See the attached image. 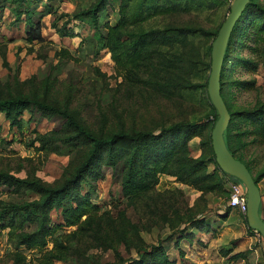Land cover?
Listing matches in <instances>:
<instances>
[{
	"label": "trees",
	"instance_id": "trees-1",
	"mask_svg": "<svg viewBox=\"0 0 264 264\" xmlns=\"http://www.w3.org/2000/svg\"><path fill=\"white\" fill-rule=\"evenodd\" d=\"M58 2L0 0V8H8L15 21L24 24V41L30 45L44 42L45 16L55 17L51 27L61 38L74 36L68 27L72 21L86 22L94 55L105 50L121 80L107 90V103L102 102V88L93 97L83 95L79 83L59 80L65 63L74 59L66 49L58 51V63L40 79L21 81L16 72L0 78V115L18 129L27 110L46 119L60 117L58 127L33 131L28 146L35 153L67 157L61 174L50 183L34 170L20 178L0 169V189L12 197L0 199V232H6L12 247L11 264H27L28 255L29 264H176L167 245L181 255L180 242L192 237L188 230L204 226L208 195L226 201L233 182L215 161L210 135L217 113L206 90L211 44L222 24H215L214 18L228 13L229 3L89 0L68 15L58 14ZM60 20L65 21L58 27ZM246 48L250 54L243 57ZM4 49L0 57L4 68L10 69ZM260 65L264 67V3L250 0L228 41L220 94L231 117L223 134L226 147L247 167L257 186L264 180V162L257 167L254 159L246 158L251 146L264 143V101L239 107L234 91L255 88V80L235 75L240 69L254 73ZM194 139H198L197 157L191 155ZM102 168L119 173L121 197L136 221L127 216L121 200L111 209L95 203L94 183L103 178ZM163 175L198 196L190 204L180 188L157 190ZM52 211L59 219H52ZM241 218L250 236L258 234L248 228L244 215ZM153 233L155 240L148 242L145 234ZM22 247L27 254L19 251ZM109 253L111 259L103 260ZM247 254L241 251L228 259L245 261Z\"/></svg>",
	"mask_w": 264,
	"mask_h": 264
},
{
	"label": "rangeland",
	"instance_id": "rangeland-1",
	"mask_svg": "<svg viewBox=\"0 0 264 264\" xmlns=\"http://www.w3.org/2000/svg\"><path fill=\"white\" fill-rule=\"evenodd\" d=\"M45 0H43L44 3ZM229 7L232 0H226ZM264 3V0H261ZM60 13L71 15L78 9L85 7L89 0H61L58 2ZM41 7V5H40ZM39 7V8H40ZM38 8V9H39ZM227 13L224 11L219 17L214 18L215 24L222 23L226 18ZM54 16H45L42 21L41 33L44 37V42L40 44H28L24 41L26 27L22 22L15 21L13 13L8 8H0V49L6 55V60L10 69L4 68L3 60L0 57V78L6 79L7 76H13L15 72L19 80L23 81L32 76L38 79L47 75L49 66L55 65L57 62L56 54L60 49H66L74 57L65 63L63 71L58 74L59 80L64 83H79L82 85V94L93 97L98 94L100 89H103L102 102L107 103L109 100V92L107 90L115 86L121 79L118 77L114 62L110 55L105 51H100L98 55H94V39H90L91 31L85 25L86 22L72 21L68 27L72 29L74 36L61 38L51 27L54 21ZM65 19V18H64ZM115 15H110L108 21L113 23ZM219 20V21H218ZM63 21L57 23L61 27ZM206 25L210 22L205 20ZM252 41L248 40L250 45ZM250 51L246 48L242 56H249ZM105 75V78H99V74ZM57 74V73H53ZM209 74V73H208ZM239 80H255V88L250 90H235L234 99L239 107H248L256 101H264V67L259 66L254 73H248L239 70L235 75ZM96 81V82H95ZM21 129L12 127L10 123L0 115V169L6 170L11 174L24 178L30 170L36 171V176L45 182H53L61 174L62 168L67 163V157L49 154L44 155L35 153L28 146V141L34 137V133H45L58 127L62 119L54 116L50 119L42 118L37 112L25 111L22 116ZM191 155L197 157L199 155L198 139H194L190 143ZM254 159L257 167H260L264 162V143L251 146L246 159ZM103 178L97 180L95 184L94 201L102 207L112 208L117 200L123 201L122 207L125 208L127 216L136 221L137 217L131 208L125 207L126 202L122 199L120 193V183L118 180L119 173L110 168H102ZM86 188V186H84ZM262 199V214L264 215V180L258 185ZM180 188L184 191L188 202L191 204L193 199L198 196V193L193 189L176 183L172 177L161 176L157 190ZM209 204L208 210L205 213L207 226L203 230L205 234L214 240L213 247L208 254L212 259L213 264H264V260L260 258L262 245L257 242V237L250 236L247 232L246 225L242 221L241 215L235 210H230L226 213V201L208 195ZM0 199L12 200V197L2 193L0 189ZM30 200V198H27ZM225 215V216H224ZM53 220L59 219V214L56 211L51 212ZM198 230V231H199ZM195 233H197L195 231ZM259 238V237H258ZM145 239L148 242L155 240V233L145 234ZM262 242L261 244H263ZM183 243H181V246ZM168 255L171 259L177 257V251L172 247V244L167 245ZM263 250V249H262ZM24 254H27L25 248L19 249ZM248 252L245 261H231L228 258L234 253ZM12 247L7 240L5 231L0 232V264H11L10 253ZM226 252V255L224 254ZM30 255L27 256V264L30 263ZM103 260L111 259V254H106ZM55 264H63L56 262Z\"/></svg>",
	"mask_w": 264,
	"mask_h": 264
},
{
	"label": "water",
	"instance_id": "water-1",
	"mask_svg": "<svg viewBox=\"0 0 264 264\" xmlns=\"http://www.w3.org/2000/svg\"><path fill=\"white\" fill-rule=\"evenodd\" d=\"M249 2L250 0L231 1L229 12L211 44L210 71L206 90L210 103L217 113V120L210 135L215 161L221 171L227 174L233 182L239 183L244 189L247 205L245 217L248 228L257 232L264 241V221L259 214L260 189L247 167L241 161L235 159L226 147L223 134L229 126L231 117L220 94V77L228 41L235 24Z\"/></svg>",
	"mask_w": 264,
	"mask_h": 264
},
{
	"label": "crops",
	"instance_id": "crops-1",
	"mask_svg": "<svg viewBox=\"0 0 264 264\" xmlns=\"http://www.w3.org/2000/svg\"><path fill=\"white\" fill-rule=\"evenodd\" d=\"M261 204L263 206L262 199ZM206 219L207 218H205L204 215V226L201 229H204L207 226ZM198 230L199 228H190L188 230L187 234H191L192 237L190 239H183L180 242L179 249L181 250V255H179L178 251L172 245V247L177 251V257L174 258L176 264H213V260L208 257V254L211 251V248L213 247L214 240L211 239V237H207L210 233L207 232V234H205L203 230ZM195 231L197 233H195ZM257 242L259 243V245L263 246L261 247L262 250L264 248V244H261L258 238ZM181 243H183L182 246ZM224 254L226 255V252Z\"/></svg>",
	"mask_w": 264,
	"mask_h": 264
},
{
	"label": "built area",
	"instance_id": "built-area-1",
	"mask_svg": "<svg viewBox=\"0 0 264 264\" xmlns=\"http://www.w3.org/2000/svg\"><path fill=\"white\" fill-rule=\"evenodd\" d=\"M226 206L230 210L237 211L240 215H246V193L239 183H229V198L226 200ZM256 237H259L258 240L261 243L264 242L258 234H256Z\"/></svg>",
	"mask_w": 264,
	"mask_h": 264
}]
</instances>
